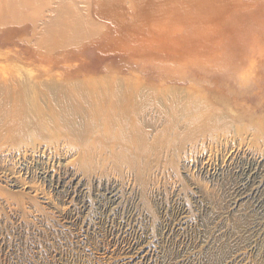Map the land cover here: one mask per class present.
I'll return each mask as SVG.
<instances>
[{"label": "rangeland", "instance_id": "1", "mask_svg": "<svg viewBox=\"0 0 264 264\" xmlns=\"http://www.w3.org/2000/svg\"><path fill=\"white\" fill-rule=\"evenodd\" d=\"M85 1L0 17V264H264V0Z\"/></svg>", "mask_w": 264, "mask_h": 264}, {"label": "bare ground", "instance_id": "2", "mask_svg": "<svg viewBox=\"0 0 264 264\" xmlns=\"http://www.w3.org/2000/svg\"><path fill=\"white\" fill-rule=\"evenodd\" d=\"M86 4H88V2L85 0L83 1H79V0H59V1L58 0H0V11L5 14V15H0V17L7 18L10 16H14L10 6H14L15 8L20 9L21 13H22L21 10L28 9V8L38 9L39 7L43 11L48 10L51 13H53L54 14L53 17H55L54 18V21H55L56 20L55 14L58 13L59 11H64L65 8L68 7L69 8L68 10L71 11L73 14V17H72L73 19L69 23H63V25L69 26L66 29H71L70 30L71 36L73 35L76 36L77 35L76 31L78 29H81V28L85 29L87 28V26H89V21L86 19H83L84 17L81 19L77 18V15L80 12H83L84 9H86ZM7 8L9 9V11L7 10ZM34 19H35L33 22L34 26H39L43 24L42 20L40 19L38 20V17ZM45 24L46 23H44V25ZM258 179H259V169L257 168V166L247 165L245 167L240 168V178L237 181L236 187H235L238 194L236 195L235 199H233L232 204H234L237 199H242V198L249 199L251 198L253 194H256L261 186V182ZM262 193H263V190H262ZM107 197L109 201H115L117 197V193L114 192L113 189H111L108 192Z\"/></svg>", "mask_w": 264, "mask_h": 264}]
</instances>
